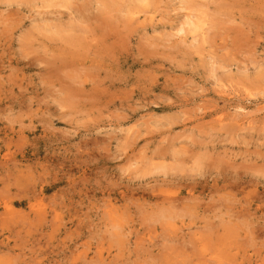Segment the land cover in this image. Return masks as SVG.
I'll list each match as a JSON object with an SVG mask.
<instances>
[{
  "label": "clouds",
  "instance_id": "1",
  "mask_svg": "<svg viewBox=\"0 0 264 264\" xmlns=\"http://www.w3.org/2000/svg\"><path fill=\"white\" fill-rule=\"evenodd\" d=\"M0 264H264V0H0Z\"/></svg>",
  "mask_w": 264,
  "mask_h": 264
},
{
  "label": "rangeland",
  "instance_id": "2",
  "mask_svg": "<svg viewBox=\"0 0 264 264\" xmlns=\"http://www.w3.org/2000/svg\"><path fill=\"white\" fill-rule=\"evenodd\" d=\"M155 111H157V112H160V111H161V109H155Z\"/></svg>",
  "mask_w": 264,
  "mask_h": 264
}]
</instances>
